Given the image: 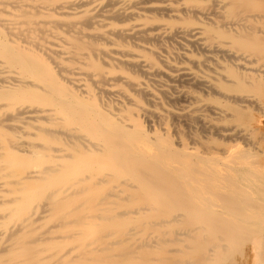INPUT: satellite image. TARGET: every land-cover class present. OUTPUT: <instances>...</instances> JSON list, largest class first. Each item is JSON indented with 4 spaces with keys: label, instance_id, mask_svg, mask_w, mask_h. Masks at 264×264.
<instances>
[{
    "label": "bare ground",
    "instance_id": "1",
    "mask_svg": "<svg viewBox=\"0 0 264 264\" xmlns=\"http://www.w3.org/2000/svg\"><path fill=\"white\" fill-rule=\"evenodd\" d=\"M246 256L264 264V0H0V264Z\"/></svg>",
    "mask_w": 264,
    "mask_h": 264
},
{
    "label": "rangeland",
    "instance_id": "2",
    "mask_svg": "<svg viewBox=\"0 0 264 264\" xmlns=\"http://www.w3.org/2000/svg\"><path fill=\"white\" fill-rule=\"evenodd\" d=\"M211 116V115H210ZM215 116V115H214ZM211 117H213V116H211ZM146 126H147V124H145ZM177 125V127H179L181 124H176ZM182 126V127H181ZM179 128L181 129V130H184V132L185 131H187L186 129H191L190 131L188 130L186 133H188L187 134V136H188V139H189V141L191 142L192 141V138H193V136H197L198 137V139L199 140H201V141H205V139L207 138V136L209 135V139H211L213 142H218L219 141V136H218V134H214L215 132H210L211 134H209V132H208V134L206 135V133L202 130V128L200 127V124H193L191 127H186V126H184V125H181ZM171 127H173L172 125H171ZM147 128H148V126H147ZM184 128V129H183ZM194 131V132H193ZM199 131V132H198ZM204 133V134H202V135H200L202 132ZM192 132V133H191ZM195 135H194V134ZM189 134H193V135H189ZM214 135L213 137L211 136V135ZM203 135H205V136H203ZM191 136V137H190ZM205 138V139H203V138ZM190 138H191V140H190ZM248 260H250V261H248ZM245 262V263H244ZM247 262V263H246ZM241 264H252V262H251V259H250V256H246L245 258H244V261L243 262H241Z\"/></svg>",
    "mask_w": 264,
    "mask_h": 264
}]
</instances>
